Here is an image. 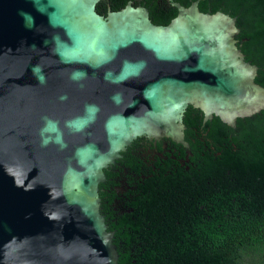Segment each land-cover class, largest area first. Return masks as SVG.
<instances>
[{"label": "water", "instance_id": "95a60500", "mask_svg": "<svg viewBox=\"0 0 264 264\" xmlns=\"http://www.w3.org/2000/svg\"><path fill=\"white\" fill-rule=\"evenodd\" d=\"M99 1L0 0V264H119L105 170L139 138L190 148V106L231 128L264 111L237 17Z\"/></svg>", "mask_w": 264, "mask_h": 264}, {"label": "trees", "instance_id": "16d2710c", "mask_svg": "<svg viewBox=\"0 0 264 264\" xmlns=\"http://www.w3.org/2000/svg\"><path fill=\"white\" fill-rule=\"evenodd\" d=\"M226 4L264 86V0ZM184 124L189 169L174 162L146 167L128 147L105 170L101 212L115 233L118 263L264 264V111L231 128L216 116L205 123L190 106Z\"/></svg>", "mask_w": 264, "mask_h": 264}, {"label": "flooded vegetation", "instance_id": "af4514ba", "mask_svg": "<svg viewBox=\"0 0 264 264\" xmlns=\"http://www.w3.org/2000/svg\"><path fill=\"white\" fill-rule=\"evenodd\" d=\"M226 2L227 0H100L96 6V11L98 14L106 17L110 12L121 11L130 5L136 9L140 8L146 10L150 20L155 25L167 26L178 16L181 6L189 8L197 4V7L203 13L214 14L223 12L231 15L230 11H232V9L227 6ZM245 40L246 39H244V41ZM175 144L176 143L169 139L151 140L148 138H140L134 141L130 148L133 154L137 153V155L141 157L146 167L155 168L159 163L174 162L181 163L182 167L187 166V169H189L190 166L188 164L190 163V156H192L190 148H184L179 144H177L179 146L176 147ZM178 149L186 152L185 159L179 157L180 153H178ZM144 151L147 152V154L150 153V155L144 156L142 153ZM172 153H178V157L174 155L171 156ZM120 167L124 168L123 165H120ZM115 172H117V170ZM102 191L105 192L106 189L103 188ZM102 202L104 203L106 201L102 199Z\"/></svg>", "mask_w": 264, "mask_h": 264}, {"label": "clouds", "instance_id": "9594fccd", "mask_svg": "<svg viewBox=\"0 0 264 264\" xmlns=\"http://www.w3.org/2000/svg\"><path fill=\"white\" fill-rule=\"evenodd\" d=\"M48 130L55 131V126H54V125H52V126L50 127V129H48V128H46V129H45V131H48Z\"/></svg>", "mask_w": 264, "mask_h": 264}, {"label": "rangeland", "instance_id": "374dc122", "mask_svg": "<svg viewBox=\"0 0 264 264\" xmlns=\"http://www.w3.org/2000/svg\"><path fill=\"white\" fill-rule=\"evenodd\" d=\"M144 156L150 155V153L147 154V152H143Z\"/></svg>", "mask_w": 264, "mask_h": 264}]
</instances>
